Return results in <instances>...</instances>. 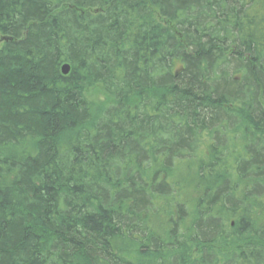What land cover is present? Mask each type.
Here are the masks:
<instances>
[{"label": "trees", "instance_id": "trees-1", "mask_svg": "<svg viewBox=\"0 0 264 264\" xmlns=\"http://www.w3.org/2000/svg\"><path fill=\"white\" fill-rule=\"evenodd\" d=\"M0 264H264V0H0Z\"/></svg>", "mask_w": 264, "mask_h": 264}, {"label": "water", "instance_id": "water-1", "mask_svg": "<svg viewBox=\"0 0 264 264\" xmlns=\"http://www.w3.org/2000/svg\"><path fill=\"white\" fill-rule=\"evenodd\" d=\"M70 66L68 64L63 65V67L61 68V72L63 76H68L70 74Z\"/></svg>", "mask_w": 264, "mask_h": 264}]
</instances>
